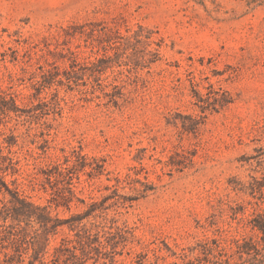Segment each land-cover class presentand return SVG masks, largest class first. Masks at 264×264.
Returning <instances> with one entry per match:
<instances>
[{"label":"rangeland","instance_id":"rangeland-1","mask_svg":"<svg viewBox=\"0 0 264 264\" xmlns=\"http://www.w3.org/2000/svg\"><path fill=\"white\" fill-rule=\"evenodd\" d=\"M260 228L264 0H0V264H264Z\"/></svg>","mask_w":264,"mask_h":264},{"label":"trees","instance_id":"trees-1","mask_svg":"<svg viewBox=\"0 0 264 264\" xmlns=\"http://www.w3.org/2000/svg\"><path fill=\"white\" fill-rule=\"evenodd\" d=\"M18 200L20 203V206L17 207V209H16L17 210L16 212L18 215L30 217V218L37 217L40 221L47 220V217L43 214L42 215H36V212H34V211L38 210V208H34V206L32 204L26 203L24 200H21L19 198H18ZM261 230H263V229H261Z\"/></svg>","mask_w":264,"mask_h":264}]
</instances>
